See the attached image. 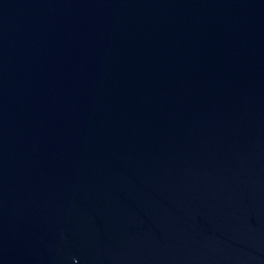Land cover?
Masks as SVG:
<instances>
[{
	"label": "water",
	"instance_id": "95a60500",
	"mask_svg": "<svg viewBox=\"0 0 264 264\" xmlns=\"http://www.w3.org/2000/svg\"><path fill=\"white\" fill-rule=\"evenodd\" d=\"M0 264H264V0H0Z\"/></svg>",
	"mask_w": 264,
	"mask_h": 264
}]
</instances>
